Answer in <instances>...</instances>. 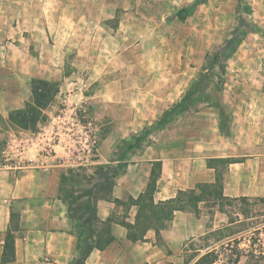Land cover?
Returning a JSON list of instances; mask_svg holds the SVG:
<instances>
[{
    "label": "rangeland",
    "instance_id": "1",
    "mask_svg": "<svg viewBox=\"0 0 264 264\" xmlns=\"http://www.w3.org/2000/svg\"><path fill=\"white\" fill-rule=\"evenodd\" d=\"M192 5L181 20L178 12ZM238 35L243 38L237 51L225 58L228 41ZM215 53L219 58L209 66ZM201 76L205 98L146 131ZM32 78L57 81L60 89L34 131L4 117L31 100ZM88 122L97 140L89 160L69 165L60 146L50 158L64 163L57 168L60 178L65 175L59 195L75 210H68L74 224L89 200L98 206L109 196L108 187L126 172L134 153L138 160L160 150L170 159L250 158V169H256L257 158L264 160V0H0V160L10 157L15 164L7 140L17 144L40 131L54 136L57 125L62 133L66 127L81 133ZM77 141L74 136L71 143ZM251 182L263 187L264 170ZM248 197L202 204L200 216L219 227L178 250L167 252L157 241L154 250L126 242L113 247L108 264H192L187 260L196 249L200 255L219 251L213 264H234L232 243L242 249L240 264H264V201ZM122 213V207L114 209L118 219ZM151 251L154 258L143 261ZM253 251L260 257L254 259Z\"/></svg>",
    "mask_w": 264,
    "mask_h": 264
},
{
    "label": "crops",
    "instance_id": "2",
    "mask_svg": "<svg viewBox=\"0 0 264 264\" xmlns=\"http://www.w3.org/2000/svg\"><path fill=\"white\" fill-rule=\"evenodd\" d=\"M9 111L4 113L8 117ZM152 150L153 146L150 145ZM133 162L128 165L124 174L116 178L113 197L126 200L130 195L137 197L146 189L153 162L162 161V174L158 180L155 199L165 200L175 197L178 190L193 188L198 182H213L215 170L208 167V159L217 156H194L190 159L181 157L168 158L162 150L160 154L148 159L138 160V154L132 155ZM255 169H250L251 160L232 162L224 175V194L229 197L264 196V186L257 180L264 170V160ZM60 163L53 164L48 171L33 169L28 166H15L6 159L0 160V264H69L78 255V236L76 226L68 217L66 202L59 195ZM51 183V185H49ZM98 216L105 220L116 208L115 202L108 199L98 200ZM200 204L201 210L203 208ZM17 208V209H16ZM12 209L20 212V229L16 232V259L3 262L5 239L11 224ZM219 210H216V213ZM219 213V212H218ZM136 207L127 218L134 221ZM217 215V214H216ZM204 216L194 212L177 210L174 219L167 229L161 231L163 248L176 249L183 247L186 241L195 236H205L216 231ZM209 223H212L210 221ZM223 227V226H222ZM221 228V227H220ZM114 242L104 250L94 249L87 259V264H108L109 253L113 247L126 242L127 230L119 222L114 223ZM148 241H138L147 248L159 247L156 244V233H147ZM162 251V250H161ZM162 256H166V253ZM153 251L144 253L143 261H150Z\"/></svg>",
    "mask_w": 264,
    "mask_h": 264
},
{
    "label": "trees",
    "instance_id": "3",
    "mask_svg": "<svg viewBox=\"0 0 264 264\" xmlns=\"http://www.w3.org/2000/svg\"><path fill=\"white\" fill-rule=\"evenodd\" d=\"M195 5L182 8L178 12V17L183 20L186 16L193 12ZM243 38V35L234 36L228 41L227 47L223 52L225 58L231 56L238 49V46ZM219 58L218 53L213 54L208 60V65H212ZM205 76H201L196 80L191 88L186 92L182 99L177 102L173 108L164 113V117L160 119L152 127L146 129L154 130L162 127L176 114L188 110L201 100L204 94L199 92V85L203 82ZM59 83L43 78H32L31 80V100L27 101L21 108L10 110L8 119L14 126L25 130H36L39 123L47 118L45 110L53 103L57 94L59 93ZM145 134L139 137L143 140ZM132 148V147H131ZM238 159L234 157H211L208 159V167L215 170V180L213 182H198L195 187L178 190L175 197L165 200H156L155 192L158 188V180L162 174V161L157 160L153 162L150 172L149 180L146 189L137 197L130 195L126 200L113 197V188L115 182L108 187L109 196L103 199L112 200L116 207L123 208V219L115 217L114 212L105 220L98 216V208L90 200L87 202L84 212L81 213L76 220V234L78 236V258L74 264H87V259L94 249L104 250L110 246L115 236L113 233L114 223L119 222L127 230V238L132 242L148 241L147 233L154 230L156 233V241L161 243L163 238L161 231L167 229L174 219L177 210L194 212L199 215L201 212L200 204L211 203L213 205L222 204L224 200H249L247 196L229 197L224 194V175L228 166L232 162H237ZM117 176V174H116ZM63 183L65 175L61 176ZM62 186L59 187L61 192ZM76 201L80 199L77 195L74 197ZM258 200L264 201V196L257 197ZM136 207V215L134 221L127 218L130 216V211ZM69 211H75L71 205L68 207ZM120 218V217H119ZM20 229V212L12 209L11 224L6 235L4 251L2 255L3 262H11L16 259V232ZM229 246V244H228ZM237 246V245H236ZM232 257L234 264H240L242 249L238 246L235 249L232 243ZM255 259L260 256L251 252ZM219 251L216 249L207 250L203 254H199V249L196 253L191 255L187 262L192 261V264H213L217 261ZM196 257V258H195ZM248 260L250 256L247 255ZM258 260V259H257Z\"/></svg>",
    "mask_w": 264,
    "mask_h": 264
},
{
    "label": "built area",
    "instance_id": "4",
    "mask_svg": "<svg viewBox=\"0 0 264 264\" xmlns=\"http://www.w3.org/2000/svg\"><path fill=\"white\" fill-rule=\"evenodd\" d=\"M91 126V122L83 125L80 131L81 133H73V127H66V132L62 133L60 128L63 126L57 125V131L54 136H45L44 132L42 133L40 131L38 133H33L35 136L30 140L21 139L17 144H15L14 141L12 144V141L10 143L9 140H7L6 147L7 150L10 149L7 154L13 153L15 161L19 160V163L17 164L14 161L15 166L24 165L33 169L48 171L53 164H55L50 161L51 157H56L52 154V152H55L56 154L57 149L55 147L60 146L65 148V152L67 154L66 158H69V161L65 163L74 165V163L83 161L85 158L89 160L97 150V140L92 134V129L90 128ZM67 130H69V132ZM65 134L68 135L70 139L68 138L67 140V136H64ZM74 136L77 137L78 141L77 143L72 144L71 140ZM44 140H47L46 145L42 143ZM72 149L74 150L73 153H71ZM6 160H10V157H6ZM59 163L64 165V163Z\"/></svg>",
    "mask_w": 264,
    "mask_h": 264
}]
</instances>
